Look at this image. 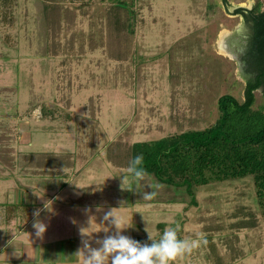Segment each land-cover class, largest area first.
<instances>
[{
    "label": "rangeland",
    "instance_id": "1",
    "mask_svg": "<svg viewBox=\"0 0 264 264\" xmlns=\"http://www.w3.org/2000/svg\"><path fill=\"white\" fill-rule=\"evenodd\" d=\"M259 1L264 8V0H0L5 106L55 108L56 119L82 132L75 141L107 145L108 157L126 163L133 142L205 128L221 95L244 99L253 73L235 49L244 22L235 7ZM222 34L232 54L220 50ZM255 95L254 108L264 107V87ZM132 180L126 193L139 190ZM193 189L194 200L184 186L148 177L144 192L156 200H146L144 226L132 222L124 235L150 240L147 231L155 239L178 227L200 244L177 264H264V206L253 177Z\"/></svg>",
    "mask_w": 264,
    "mask_h": 264
},
{
    "label": "crops",
    "instance_id": "2",
    "mask_svg": "<svg viewBox=\"0 0 264 264\" xmlns=\"http://www.w3.org/2000/svg\"><path fill=\"white\" fill-rule=\"evenodd\" d=\"M9 98L0 90V264H83V256L76 255L82 239L92 246L104 228L115 233L103 220L110 209L125 230L140 220L144 226L145 181L126 193L135 183L129 162L108 157L107 145L75 141L82 132L73 121L56 119L55 108L16 100L5 106ZM37 219L45 225L42 236L33 227Z\"/></svg>",
    "mask_w": 264,
    "mask_h": 264
},
{
    "label": "trees",
    "instance_id": "3",
    "mask_svg": "<svg viewBox=\"0 0 264 264\" xmlns=\"http://www.w3.org/2000/svg\"><path fill=\"white\" fill-rule=\"evenodd\" d=\"M261 6L259 1L252 10L238 7L235 11L244 17L250 34L244 58L253 76L245 87L244 99L223 94L217 102L218 117L211 125L131 145V160L142 155L148 177L175 190L184 186L193 200L194 186L252 176L259 202L264 206V107L254 108L255 90L264 87V8ZM133 239L152 243L142 236Z\"/></svg>",
    "mask_w": 264,
    "mask_h": 264
},
{
    "label": "clouds",
    "instance_id": "4",
    "mask_svg": "<svg viewBox=\"0 0 264 264\" xmlns=\"http://www.w3.org/2000/svg\"><path fill=\"white\" fill-rule=\"evenodd\" d=\"M143 156L137 155L131 161L127 172L132 175L137 183L145 181L149 174L143 167ZM123 183V181H122ZM150 188L151 184L147 185ZM157 188L162 185L157 184ZM156 192L143 193V200H152ZM115 209L107 211L103 220L114 226L115 233L106 235L103 239L97 240L99 247L93 248L88 239H82V248L77 251V256H83V264H177L185 256L190 255L200 244L199 240L180 238L178 227H167L158 240L154 239L148 232L151 244L141 243L122 232L128 228L124 226L121 217L115 214ZM39 216V210L34 212ZM33 227L37 230V236L45 232V225L38 219ZM106 233L107 228L103 229ZM82 236H90L82 231Z\"/></svg>",
    "mask_w": 264,
    "mask_h": 264
},
{
    "label": "flooded vegetation",
    "instance_id": "5",
    "mask_svg": "<svg viewBox=\"0 0 264 264\" xmlns=\"http://www.w3.org/2000/svg\"><path fill=\"white\" fill-rule=\"evenodd\" d=\"M244 18V17H243ZM244 22H243V28L240 32H238V36L235 37L233 39V41L235 42V49L237 51V54H238V57L242 60V63H246V60L244 58V54L247 50V47H248V43H249V33L247 31V27H246V22H245V19H243ZM239 34H245L244 36L243 35H239ZM241 63V62H240Z\"/></svg>",
    "mask_w": 264,
    "mask_h": 264
},
{
    "label": "bare ground",
    "instance_id": "6",
    "mask_svg": "<svg viewBox=\"0 0 264 264\" xmlns=\"http://www.w3.org/2000/svg\"><path fill=\"white\" fill-rule=\"evenodd\" d=\"M226 34H222L221 35V39H220V41H219V47H220V50L221 51H224V52H227V50H226V48H225V39H224V36H225Z\"/></svg>",
    "mask_w": 264,
    "mask_h": 264
},
{
    "label": "water",
    "instance_id": "7",
    "mask_svg": "<svg viewBox=\"0 0 264 264\" xmlns=\"http://www.w3.org/2000/svg\"><path fill=\"white\" fill-rule=\"evenodd\" d=\"M235 8H238V7H235ZM242 18H243V16H242ZM241 26H242V23L241 24H239L237 27H236V31H238L240 28H241ZM227 50H228V52H230L231 54H232V51H230V49L227 47ZM234 55V54H233Z\"/></svg>",
    "mask_w": 264,
    "mask_h": 264
}]
</instances>
